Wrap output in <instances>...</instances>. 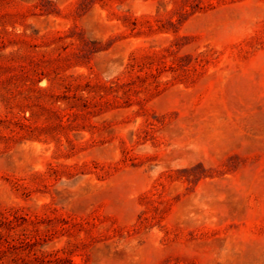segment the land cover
I'll return each instance as SVG.
<instances>
[{"label":"rangeland","instance_id":"obj_1","mask_svg":"<svg viewBox=\"0 0 264 264\" xmlns=\"http://www.w3.org/2000/svg\"><path fill=\"white\" fill-rule=\"evenodd\" d=\"M0 264H264V0H0Z\"/></svg>","mask_w":264,"mask_h":264}]
</instances>
